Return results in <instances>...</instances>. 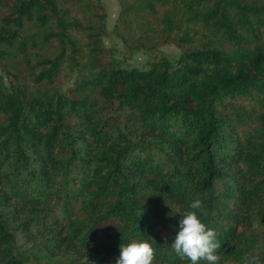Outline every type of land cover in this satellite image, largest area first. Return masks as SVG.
<instances>
[{
    "label": "trees",
    "instance_id": "obj_1",
    "mask_svg": "<svg viewBox=\"0 0 264 264\" xmlns=\"http://www.w3.org/2000/svg\"><path fill=\"white\" fill-rule=\"evenodd\" d=\"M118 2L129 49L179 58L123 68L102 0H0V264H190L197 199L219 264L264 262V0Z\"/></svg>",
    "mask_w": 264,
    "mask_h": 264
},
{
    "label": "clouds",
    "instance_id": "obj_2",
    "mask_svg": "<svg viewBox=\"0 0 264 264\" xmlns=\"http://www.w3.org/2000/svg\"><path fill=\"white\" fill-rule=\"evenodd\" d=\"M198 211L203 213L202 202H191L189 210L181 214L179 231L175 236L172 249L181 260L190 264H219L218 250L221 244L214 229L207 228L201 221ZM155 249L147 240L131 242L120 246V255L116 264H154ZM88 264V261H87ZM245 264H264L257 254H250Z\"/></svg>",
    "mask_w": 264,
    "mask_h": 264
},
{
    "label": "rangeland",
    "instance_id": "obj_3",
    "mask_svg": "<svg viewBox=\"0 0 264 264\" xmlns=\"http://www.w3.org/2000/svg\"><path fill=\"white\" fill-rule=\"evenodd\" d=\"M7 1V0H5ZM13 1V0H8ZM107 10V35L104 43L108 48H112L116 57L123 68L148 69L153 63L168 58L176 60L179 58L180 49L173 44L158 47L152 51H132L129 49L122 38L126 36L123 32L115 33L116 24L121 11L118 0H102ZM5 12V8L0 4V15ZM67 85L66 89H68Z\"/></svg>",
    "mask_w": 264,
    "mask_h": 264
}]
</instances>
